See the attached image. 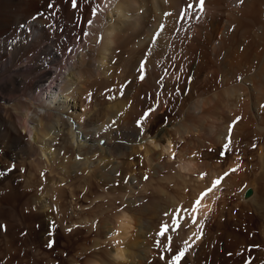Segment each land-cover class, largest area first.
<instances>
[{"label":"bare ground","instance_id":"1","mask_svg":"<svg viewBox=\"0 0 264 264\" xmlns=\"http://www.w3.org/2000/svg\"><path fill=\"white\" fill-rule=\"evenodd\" d=\"M50 2L0 0V171L15 165L0 176V186L19 185L23 178L19 165L51 172L59 160L64 162L63 173L99 174L111 182H127L122 184L125 188L139 182L134 172L120 174L135 163L154 172L171 168L175 176L202 186L197 173L199 141L205 136L208 145L225 143L228 126L239 117L232 132V151L241 147L250 159H257L255 182L237 190L245 201L240 210L243 221L264 220V143L249 149L252 125L264 122V0H206L205 11L197 13L199 19L190 15L183 20L178 13L191 0H78L76 9L69 0H54L55 8L48 7ZM97 5L93 17L91 8ZM88 19L93 20L91 25ZM161 24L162 35L153 43ZM146 56V76L141 81L137 68ZM168 90L175 91L177 100L165 106ZM111 96L120 100H109ZM157 99L160 106L144 122L141 134L136 124L139 110L149 103L155 107ZM166 114L171 115L167 120ZM174 131L187 134L180 149ZM243 167L231 175L248 180ZM219 175V169L212 174ZM247 187L251 194L243 197ZM217 189L202 201L199 214L210 209L208 202L215 199ZM123 191L119 193L125 205L115 217L116 230L103 264H127L129 259L134 264L138 255L126 250L123 241L130 240L135 223L131 213L135 208L130 204L142 195L131 198V192ZM74 197L70 214L83 213ZM253 229L249 224L248 231ZM259 229L257 240L264 243V223Z\"/></svg>","mask_w":264,"mask_h":264},{"label":"rangeland","instance_id":"2","mask_svg":"<svg viewBox=\"0 0 264 264\" xmlns=\"http://www.w3.org/2000/svg\"><path fill=\"white\" fill-rule=\"evenodd\" d=\"M174 92V90L165 91L163 100L165 106H169L172 100H177V95ZM111 97L114 101L120 100L119 98L115 99L116 97L114 96ZM32 102L34 101L32 100ZM148 107H153V105L149 103L146 108L141 107L142 112L139 110L140 116ZM170 117V114H166L164 119L167 120ZM258 124L262 128L258 127ZM258 124L256 122L255 125H252V134L254 136L252 135L249 142L250 150H253L259 142L261 144L264 143V122L258 121ZM168 127L172 130L174 129V127ZM184 135L187 136V134L174 131L173 137L177 142V146L179 145L178 149L184 144ZM202 137L203 140L199 141L202 146V152L200 154V161L198 162L201 164V168L197 173L199 177L201 173H206L207 175L202 179L205 185H203V182V188L202 186H197L199 189L191 182H186L187 180L175 176L172 169L168 167L154 172L150 171L146 165L138 166L139 164L135 163L134 165L136 166L134 168L136 170L133 168V165L132 167H127L128 169L126 170H130L129 172L122 170L120 174L127 175L134 172L138 175L139 182L129 184L125 188L122 187V184L125 186L127 182L121 183L119 179L112 180L111 182V180L99 178L101 177L99 174L87 176V173L85 174L84 171L80 170L73 173L71 171L63 173L61 166L64 162L61 160L52 166L51 172L49 169H42V172H36L29 165H19L20 171L24 173H22L23 178L19 185L16 187L0 186V225L6 226V230L0 229V264H94V262L96 264L98 261L99 263L101 262L100 264H103L108 258L106 252L111 249L109 240H111L110 238H112V235L115 233L114 230H116L115 217L118 215L120 207L125 205H122L123 199L121 197L123 193H119L124 189L123 192L125 193L131 192L129 194L131 198L142 195L140 201L138 200L130 204L132 209L135 208L131 210L135 223L133 231L129 235L130 240L123 241L126 245L125 249L129 251L132 249V252L140 255L135 257L134 264H166V261L160 260L159 256L163 254L170 258L172 253L166 252L163 247V244L167 243V241L163 237L157 236L160 223L169 219V217H165L163 214L169 212L171 215V210L179 206L190 209L201 190L203 191L215 179L212 174L219 169L221 175L224 171L232 168V166L234 168V165L235 167L239 165L236 171H240L242 165L245 166L242 172H246L244 174L249 176L247 177L248 180L241 178L244 175H234L235 177L231 175L230 177L235 180L227 177L228 179H226L232 182L228 181L230 183H227L225 180L227 185L225 184L224 186L222 183L218 187L215 199L208 202L211 205L210 209L207 208L208 211L204 210L203 214L201 212L197 216L198 223L199 221H203L202 237L197 240L192 235L193 233L199 235V231L198 226L190 224V221L187 222V227L175 233L170 231L168 235L173 237V251L184 247L185 240H188L192 245L185 258L182 259L181 264H246V261L249 260L251 264L254 262L255 264H263L264 243H260L257 238L261 237L259 227L262 226L264 220L263 218L253 217L251 220L243 221L240 206L245 201L241 199V194L240 196L238 194L240 187L244 188L245 184L248 185L251 182H255L254 176L255 172H257V159H255L256 157H251L254 159H250L247 153L244 154V152L240 151L242 150L241 147L231 151L226 156H220L219 153L222 150L221 146L223 144L216 142V146L213 144L208 145V142L205 141V136ZM253 137L257 138L255 144L253 143ZM194 139L196 140L195 137ZM189 142L191 141L189 140ZM218 145H220L219 148ZM252 145H255V147ZM235 160L240 161V163H236ZM252 160L253 162L256 161V164L252 163ZM229 161L232 162L230 163ZM137 166L138 168H136ZM250 167L252 170H250ZM145 176L148 179H145ZM52 182L54 184L56 182V187H51ZM208 182L209 184H207ZM237 182L241 186L237 187ZM159 186L162 189L158 188ZM137 187H140V189ZM105 188L109 193H106ZM135 191L138 192L136 193ZM98 194L101 196H98ZM72 197L77 199L79 208L81 206L83 213H76L77 215L70 214L69 209ZM114 202L116 203L114 204ZM156 203H159L160 206H156ZM84 209L87 210L85 211ZM14 211L16 212L14 213ZM154 215L155 218L153 217ZM60 219H63V221ZM137 222L139 223L136 224ZM147 222L151 223L150 226H148ZM249 224L254 227L251 233L248 231ZM157 240L162 242L159 248L156 247ZM50 242L52 246L48 247L47 245ZM127 264L133 263L129 259Z\"/></svg>","mask_w":264,"mask_h":264},{"label":"snow or ice","instance_id":"3","mask_svg":"<svg viewBox=\"0 0 264 264\" xmlns=\"http://www.w3.org/2000/svg\"><path fill=\"white\" fill-rule=\"evenodd\" d=\"M70 5L73 9H76L79 7V2L78 0H69ZM167 2V0H166ZM240 3H243V0H239ZM205 6H206V0H191V2H187L185 7H183L180 12L178 13V18L183 20L186 18H189L191 15L192 17L199 19L200 16L197 15V13H203L205 11ZM49 8H55L56 5L53 2H50L48 4ZM99 10V5L96 7L91 8V16H96ZM56 13L53 12L50 15L54 16ZM166 16H171V13H165ZM33 20L36 19V17L32 18ZM93 23L92 19L87 20V24L91 25ZM20 27H24V25H20ZM164 29V25H160V30L156 31L154 35L152 36V41L153 43L156 42L157 38L162 35ZM62 31V29H60ZM30 31V29H29ZM87 35V33H85ZM71 51V49H69ZM148 63L147 56L142 59L139 63V66L137 68V72L139 73L138 79L141 81L145 79L146 76V65ZM163 79V77H161ZM159 84L160 82L157 81ZM123 88L124 85L121 86V91L120 94L123 95ZM178 90V89H177ZM89 98H91V94H89ZM112 98V97H109ZM159 106V101L158 99L156 100V106L155 107H148L143 114L140 116V118L136 121L137 127L141 129V134L143 133L144 130V122L150 119L151 114L154 113ZM239 117L236 118V120L232 121V123L228 126L227 130V135L225 137V143L222 145V150L219 153L220 156H226L232 151V132L233 128L237 125L239 121ZM115 123V122H113ZM101 143H104V141H101ZM255 147V145H253ZM173 157H175V154H173ZM15 167L13 164L10 168L6 169L5 171H0V176H4L6 172H11L12 169ZM239 166L234 168H230L227 171H224L221 175L217 176L215 179L212 180L210 186L206 187L203 191H201L197 198L193 201L191 208H185L183 206H179L173 210H171V215L169 212H165L163 215L165 217H169L168 220H164L160 223L159 226V231L157 232V236L163 237L167 243L163 244V247L166 252L172 253L171 257L168 258L165 255L161 254L159 256V259L162 261H166V264H181V261L183 258H185L189 248L192 247V245L189 243L188 240L184 241V247L179 248L177 251H173V237L171 235H168V233L171 232H178L184 227L188 226V223L190 221V224L197 225L198 226V231L199 235L197 233H193L192 235L196 237V239H200L203 235V221L197 220V216L199 214V210L202 207V201L211 195L215 189H217L227 177H229L232 173H234ZM207 175L206 173H201V178L203 179L204 176ZM145 179H148L147 176L144 177ZM0 229L6 230L5 225H0ZM71 231V229H69ZM162 242L160 240L156 241V247H161ZM48 247H51L52 244L51 242L47 245ZM246 264H251V261H246Z\"/></svg>","mask_w":264,"mask_h":264},{"label":"water","instance_id":"4","mask_svg":"<svg viewBox=\"0 0 264 264\" xmlns=\"http://www.w3.org/2000/svg\"><path fill=\"white\" fill-rule=\"evenodd\" d=\"M251 194V188L250 187H247L245 188L243 191H242V196L243 197H247Z\"/></svg>","mask_w":264,"mask_h":264}]
</instances>
